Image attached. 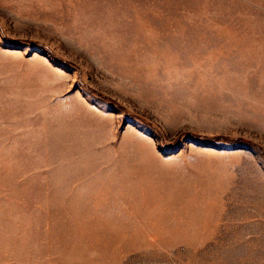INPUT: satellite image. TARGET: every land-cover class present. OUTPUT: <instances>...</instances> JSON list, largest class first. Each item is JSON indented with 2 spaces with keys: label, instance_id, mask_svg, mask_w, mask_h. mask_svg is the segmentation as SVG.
Wrapping results in <instances>:
<instances>
[{
  "label": "rangeland",
  "instance_id": "rangeland-1",
  "mask_svg": "<svg viewBox=\"0 0 264 264\" xmlns=\"http://www.w3.org/2000/svg\"><path fill=\"white\" fill-rule=\"evenodd\" d=\"M261 152L264 0H0V264H264Z\"/></svg>",
  "mask_w": 264,
  "mask_h": 264
},
{
  "label": "trees",
  "instance_id": "trees-1",
  "mask_svg": "<svg viewBox=\"0 0 264 264\" xmlns=\"http://www.w3.org/2000/svg\"><path fill=\"white\" fill-rule=\"evenodd\" d=\"M104 99H106V100H109V101H113L111 98H109V97H107V96H105V95H103L102 96ZM196 136H198V135H196ZM214 139H216V140H225V137H221V136H219V137H216V138H214ZM228 141V140H227ZM229 141H231V140H229ZM232 141H237V142H245V141H247V140H245L244 138H236V139H234V140H232ZM259 150V149H258ZM259 152H260V150H259ZM261 153H263L264 154V152H261Z\"/></svg>",
  "mask_w": 264,
  "mask_h": 264
}]
</instances>
